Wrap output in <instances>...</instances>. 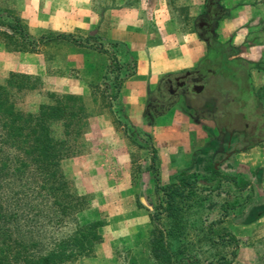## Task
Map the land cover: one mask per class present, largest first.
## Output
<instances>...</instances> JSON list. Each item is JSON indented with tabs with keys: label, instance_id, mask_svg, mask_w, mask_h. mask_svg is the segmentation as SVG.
Wrapping results in <instances>:
<instances>
[{
	"label": "rangeland",
	"instance_id": "rangeland-1",
	"mask_svg": "<svg viewBox=\"0 0 264 264\" xmlns=\"http://www.w3.org/2000/svg\"><path fill=\"white\" fill-rule=\"evenodd\" d=\"M189 1L191 0H0V23L5 25L13 23L14 19L19 20L35 41H39L40 37L57 34L89 41L83 47L65 41L50 42L38 45L35 52H30L15 37L10 38L11 31L0 24V84H4L11 74H16L29 77L28 81L19 79L18 82L32 87L24 89L19 95L18 106L23 111L36 113L41 105L51 103L50 95L53 94L71 97L72 99L66 100L70 110L84 108L86 119L83 123L86 122L87 125L78 140L70 142L69 155L61 161L60 172L65 176L70 191L85 200L86 208L76 215L77 221L80 225L99 221L98 231L102 236V243L97 246L93 256L82 257L69 264H127V253L134 256L138 264H152L144 242L152 228L150 212L156 201L149 151L153 146V138L145 130L129 124L115 101L112 102L110 112L108 100L98 92L103 89L106 95H114L111 81H104L108 66H113V62L91 47L103 41L110 55L115 53L106 39L111 28L112 11L134 8L145 18L150 17L154 10L168 8L171 15L177 12L187 17V9L192 15L198 9ZM215 1L219 7V0ZM226 12L222 7L217 18H224ZM199 17L195 18V28L205 42L212 32L200 29L198 25L209 21L215 27L217 21L212 15L208 18L204 14ZM97 21L100 24L99 30H96ZM89 35L92 38L87 40ZM235 49L228 50V53L237 52ZM122 54L123 51L115 53L117 58H122ZM246 64V61L237 59L233 66L240 69L242 75L246 70L249 71L250 84L244 81L232 84L227 79H232L233 75L216 73L207 77L210 80L204 81L205 88L201 96L180 98L185 112L191 115L189 117L195 124L208 120L202 121L201 131L207 136L211 143L209 147L213 150L195 154L192 164L183 162L180 168L181 173L188 176L194 170L213 162L221 166L225 173L240 178V183H251L252 191L248 192V188L241 197L238 195L232 198L233 205H237L241 201L239 199L252 194L251 204L246 205L238 218L240 221L232 225L241 240L235 264H264V162L261 166L250 165V159L260 157L259 149L264 146V117L253 118L254 113L264 112V93L257 97L254 95L257 88L252 74L255 70ZM250 89L253 95H250ZM151 99L152 102H160L156 95ZM223 102L228 103L227 108H222ZM254 106L257 110L253 111ZM193 107L199 108L198 114L192 112ZM248 111L251 114L245 121L243 114L249 113ZM103 116L112 120L113 128L124 139L130 160L123 164L121 162L122 168L117 167L114 173L105 170L98 163L97 154L103 151L98 142L97 131L93 130L91 123L94 124L95 119ZM53 135L60 139L58 126L53 130ZM238 153L247 156L242 155L237 161L235 155ZM230 155L232 157L228 161L227 156ZM247 157H250L249 160ZM179 160L181 161L180 157ZM157 164L160 165L158 162ZM165 175L170 177L168 171ZM214 201L220 203V197L214 198ZM216 208L210 207V211H215L213 216L217 215ZM71 232L72 227H69L53 230L49 234L63 237Z\"/></svg>",
	"mask_w": 264,
	"mask_h": 264
},
{
	"label": "trees",
	"instance_id": "trees-1",
	"mask_svg": "<svg viewBox=\"0 0 264 264\" xmlns=\"http://www.w3.org/2000/svg\"><path fill=\"white\" fill-rule=\"evenodd\" d=\"M3 26L11 31L10 38L15 37L30 52H35L38 45L50 42L65 41L78 47L89 42L64 34L47 35L35 41L17 19ZM91 38L89 35L87 40ZM107 43L116 54L123 51L121 44ZM205 43L207 59L197 70L187 74L190 76L187 82L201 90H190L188 97L201 96L204 81L210 80L207 77L211 74L229 73L234 76L227 79L230 83L244 81L250 84L249 71L242 75L240 69L234 68L235 62L228 60L226 48L217 44L212 35ZM91 48L113 62V66H108L104 81H111L115 93L110 97L103 89L98 92L108 100L112 112V102L117 100L124 80L133 75L135 63H122L115 53L110 55L103 41ZM246 65L255 67L251 63ZM180 77L182 75L165 76L157 88L148 93L144 112L148 125H153L156 117L164 115L176 104V98L169 92V81ZM19 79L28 81L29 77L11 74L4 84H0V264H69L82 257H91L102 243L98 231L100 222L79 224L76 215L86 208L85 200L70 191L60 172L61 161L69 155L70 142L78 140L87 125L83 123L86 119L84 108L70 110L66 100L71 97L52 94L51 103L41 105L38 112L23 111L17 103L19 95L32 87L21 84ZM258 94L254 95L257 97ZM153 95L160 102H152ZM250 95H253L252 89ZM221 106L227 108L228 103L223 102ZM254 110H257L256 106ZM192 112L198 114L199 108L193 107ZM248 112L243 114L245 121L251 114ZM262 117L264 112L253 114L255 119ZM56 126L60 128V139L53 135ZM149 151L156 195L150 212L152 228L144 242L149 261L152 264H235L241 240L233 234L231 226L240 221L238 218L246 205L251 204L252 194L239 199L237 205H233L232 198L241 197L248 188V192L252 191L251 183H240V178L225 173L221 166L210 162L199 172L162 185L157 152L153 146ZM218 197L220 203L214 201ZM211 206L217 207L216 216L212 214L215 211H210ZM69 227L72 232L67 236L49 234ZM127 257V264H138L131 254L127 253Z\"/></svg>",
	"mask_w": 264,
	"mask_h": 264
},
{
	"label": "crops",
	"instance_id": "crops-1",
	"mask_svg": "<svg viewBox=\"0 0 264 264\" xmlns=\"http://www.w3.org/2000/svg\"><path fill=\"white\" fill-rule=\"evenodd\" d=\"M190 2L198 9L193 15L187 9V17L177 12L171 15L168 8L154 10L150 17L145 18H142V13L134 8L112 11L111 28L106 34L108 42L121 44L123 54L119 60H122V63L131 61L135 63L133 75L124 80L115 102L124 112L129 124L151 134L160 164L159 177L162 185L173 183L184 176L180 166L183 162L192 164L195 154L213 152L209 147L211 143L201 131L203 122L208 120L200 121L202 124H195L185 112L181 100L177 101L166 114L155 118L153 125H148L144 120L148 93L157 88L160 80L169 75L192 73L208 56L207 45L196 32L195 18L203 14L207 18L212 15L217 21V26H212L211 30L215 42L226 48L229 61L241 59L255 66V72L252 74L257 88L255 93L259 92L260 95L264 93V0H219L221 7H217V1ZM210 3L212 4L209 7ZM222 7L227 12L224 18H217ZM209 9L210 13L207 12ZM99 29L100 24L97 21L96 30ZM232 48L238 51L229 54L228 50ZM91 126L95 132L97 131L98 142L103 151L97 154L101 167L112 173L117 171V167L122 168L124 161H130L124 139L121 136L120 138L113 128L110 118L106 116L97 118ZM259 151L260 154H255H259L260 157L250 159L252 167L261 166L264 162V146L260 147ZM242 155L247 156L244 153L235 155L237 161ZM231 157L232 155L227 156L228 161ZM247 158L249 160L250 157ZM128 166H131L130 163ZM200 170L202 169L194 172ZM167 171L170 177H166ZM262 204L264 205V200ZM231 230L239 238L235 233V227L231 226Z\"/></svg>",
	"mask_w": 264,
	"mask_h": 264
},
{
	"label": "flooded vegetation",
	"instance_id": "flooded-vegetation-1",
	"mask_svg": "<svg viewBox=\"0 0 264 264\" xmlns=\"http://www.w3.org/2000/svg\"><path fill=\"white\" fill-rule=\"evenodd\" d=\"M211 4L212 3L209 4V7L211 6ZM207 12L210 13V9ZM212 26H213L212 24L207 23V22H203L199 24V27L202 29H206L207 32L208 31L211 32ZM189 77L190 76L185 74V75H182V77L180 78H176L173 82L169 81V92L173 98H176V101H179L180 98L182 97L187 98L188 97L187 93L190 90L197 91L199 89V86L195 84H189L187 82V79Z\"/></svg>",
	"mask_w": 264,
	"mask_h": 264
},
{
	"label": "water",
	"instance_id": "water-1",
	"mask_svg": "<svg viewBox=\"0 0 264 264\" xmlns=\"http://www.w3.org/2000/svg\"><path fill=\"white\" fill-rule=\"evenodd\" d=\"M201 90V87H199V89L197 90L198 92ZM142 201V203H144V201L143 200H141Z\"/></svg>",
	"mask_w": 264,
	"mask_h": 264
}]
</instances>
